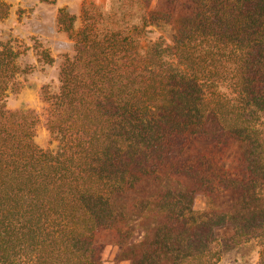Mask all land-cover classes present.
I'll list each match as a JSON object with an SVG mask.
<instances>
[{
  "label": "trees",
  "instance_id": "trees-1",
  "mask_svg": "<svg viewBox=\"0 0 264 264\" xmlns=\"http://www.w3.org/2000/svg\"><path fill=\"white\" fill-rule=\"evenodd\" d=\"M75 20L58 9L74 55L41 90L54 151L6 107L25 49L0 44V264H100L104 233L130 264H217L252 241L264 264V0H84Z\"/></svg>",
  "mask_w": 264,
  "mask_h": 264
},
{
  "label": "rangeland",
  "instance_id": "rangeland-1",
  "mask_svg": "<svg viewBox=\"0 0 264 264\" xmlns=\"http://www.w3.org/2000/svg\"><path fill=\"white\" fill-rule=\"evenodd\" d=\"M10 5L8 17L0 19V44L11 41L25 53L18 58L22 73L19 74V89L9 93L6 107L11 111H33L38 119L35 126L34 143L41 149L56 150L57 143L52 140L45 126V103L41 90L49 94L59 90V72L65 56L73 57V41L69 35L57 25V11L66 7L76 16L74 28L80 25L79 14L84 0H1ZM96 4L106 0H92ZM174 21H160L152 27L155 38L162 36L167 44H171L174 36ZM39 46V47H37ZM49 50L53 63L47 65L39 60L37 48ZM27 68L31 72L27 73ZM26 69V70H25ZM25 70V71H24ZM204 200L197 198L196 207L202 208ZM100 264H130L121 257V247L108 233L98 238ZM259 247L255 242H243L223 248L217 264H257Z\"/></svg>",
  "mask_w": 264,
  "mask_h": 264
}]
</instances>
